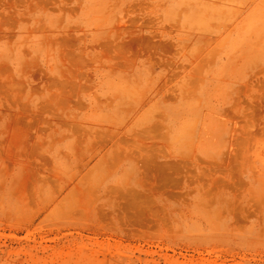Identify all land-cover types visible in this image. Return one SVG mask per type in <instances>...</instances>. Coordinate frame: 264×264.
I'll return each instance as SVG.
<instances>
[{"label": "rangeland", "instance_id": "374dc122", "mask_svg": "<svg viewBox=\"0 0 264 264\" xmlns=\"http://www.w3.org/2000/svg\"><path fill=\"white\" fill-rule=\"evenodd\" d=\"M0 264H264V0H0Z\"/></svg>", "mask_w": 264, "mask_h": 264}]
</instances>
